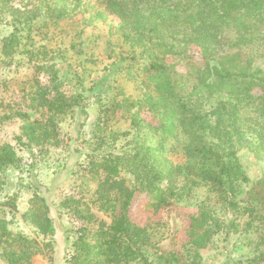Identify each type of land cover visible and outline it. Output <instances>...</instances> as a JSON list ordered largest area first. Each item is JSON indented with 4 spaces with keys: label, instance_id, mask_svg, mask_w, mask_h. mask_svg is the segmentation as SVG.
<instances>
[{
    "label": "trees",
    "instance_id": "16d2710c",
    "mask_svg": "<svg viewBox=\"0 0 264 264\" xmlns=\"http://www.w3.org/2000/svg\"><path fill=\"white\" fill-rule=\"evenodd\" d=\"M10 1L0 0L13 27L0 40V64L14 62L24 43L27 64L35 66L28 85L35 116L0 100V120L22 121L17 143L29 151L59 145V120L91 97L100 103V135L87 166L96 180L94 204L112 218H98L83 197L69 198L84 225L68 264H207L204 251L232 234L246 237L249 252L222 264H264V172L251 180L230 141L236 135L264 158V0H88L96 18L118 19L132 48L129 57H119V72L139 85V95L118 83L105 87L106 81L93 82L87 95L69 91L56 50L33 41V20L43 14L57 25L78 14L86 0H36L25 9ZM123 108L132 129L120 134L110 121ZM121 136L125 144L115 151ZM177 150L185 162L171 159ZM6 169L23 172V157L14 144L0 143V171ZM202 187L205 193L198 195ZM141 196L155 212L195 208L179 248L161 249L153 228L134 221L131 208ZM25 220L43 239L56 233L41 193L33 194ZM0 248L8 264H32L43 251L3 219Z\"/></svg>",
    "mask_w": 264,
    "mask_h": 264
},
{
    "label": "rangeland",
    "instance_id": "374dc122",
    "mask_svg": "<svg viewBox=\"0 0 264 264\" xmlns=\"http://www.w3.org/2000/svg\"><path fill=\"white\" fill-rule=\"evenodd\" d=\"M10 2L21 9L32 8L37 3L36 0ZM96 11L92 2L86 0L78 14L70 19H60L57 25L42 14L33 20V41L36 45L43 44L56 50L53 57H56V64L65 82L68 81L66 87L69 91H79L87 95L88 89L94 87L93 82L106 81L105 87L118 83L127 93L139 95V85L127 80L119 72L122 67L119 57H129L132 48L123 41V30L118 19L112 16L96 18ZM11 16L0 12V40L12 32L13 27L6 22L10 21ZM25 48L24 43L18 48L13 56L14 62L0 64V100L3 99L13 108L35 116L28 86L35 66L33 63V67L27 64V54L23 52ZM189 52L198 55L195 47H190ZM178 68L183 69L181 65ZM94 100V97L84 100L83 106L77 107L73 113L59 120L63 138L59 145H38L30 151L26 150L16 139L21 132V119L12 117L0 120V143L14 144L24 163L23 172L14 169L0 171V219L5 220L12 230L36 239L42 246L43 251L32 257V264H68L74 251L73 242L84 225V220L73 214L69 198L83 197L98 218L106 222L112 218L94 204L96 180L91 177L87 166V155L97 146L100 135L96 131L100 103ZM142 114L148 115L144 112ZM131 118L125 108L119 109L111 117L110 127L116 133L126 132L132 129ZM125 141L126 137L121 136L112 149L119 150ZM230 141L250 179L260 177L264 172L263 154L256 155L236 135ZM98 151L100 153V149ZM170 157L177 162L186 160L179 150L172 151ZM205 190L206 187L200 188L198 195L204 194ZM35 192L45 197L57 229L53 236L44 239L25 220ZM194 211L193 206H171L155 212L146 207V197L141 196L132 206L131 215L136 223L153 228L161 249H171L179 248L186 240L189 216ZM244 237L238 234H232L226 239L223 236L217 237L212 246L204 251L207 264H222L229 258L247 254L249 248L245 245ZM1 250L0 248V253ZM0 263L8 264L1 256Z\"/></svg>",
    "mask_w": 264,
    "mask_h": 264
}]
</instances>
